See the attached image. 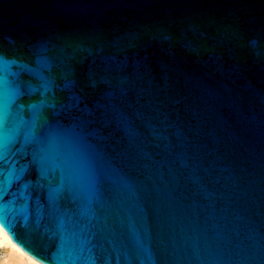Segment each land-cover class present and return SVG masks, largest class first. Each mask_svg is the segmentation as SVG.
<instances>
[{
  "label": "water",
  "instance_id": "95a60500",
  "mask_svg": "<svg viewBox=\"0 0 264 264\" xmlns=\"http://www.w3.org/2000/svg\"><path fill=\"white\" fill-rule=\"evenodd\" d=\"M0 226L42 264H264V0H0Z\"/></svg>",
  "mask_w": 264,
  "mask_h": 264
},
{
  "label": "bare ground",
  "instance_id": "6f19581e",
  "mask_svg": "<svg viewBox=\"0 0 264 264\" xmlns=\"http://www.w3.org/2000/svg\"><path fill=\"white\" fill-rule=\"evenodd\" d=\"M0 264H42L16 245L0 226Z\"/></svg>",
  "mask_w": 264,
  "mask_h": 264
},
{
  "label": "snow or ice",
  "instance_id": "6c2138e0",
  "mask_svg": "<svg viewBox=\"0 0 264 264\" xmlns=\"http://www.w3.org/2000/svg\"><path fill=\"white\" fill-rule=\"evenodd\" d=\"M9 231H11V227H9ZM13 238L15 239V235L14 234H13ZM17 243H21V242L19 240H17ZM21 247H24V245L22 243H21Z\"/></svg>",
  "mask_w": 264,
  "mask_h": 264
},
{
  "label": "built area",
  "instance_id": "2783aa9c",
  "mask_svg": "<svg viewBox=\"0 0 264 264\" xmlns=\"http://www.w3.org/2000/svg\"><path fill=\"white\" fill-rule=\"evenodd\" d=\"M1 256H2V255H1V252H0V258H1Z\"/></svg>",
  "mask_w": 264,
  "mask_h": 264
}]
</instances>
